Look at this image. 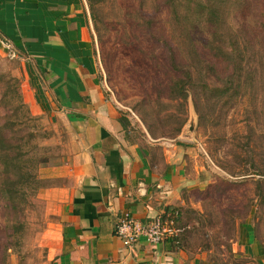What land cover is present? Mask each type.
Wrapping results in <instances>:
<instances>
[{
  "label": "rangeland",
  "instance_id": "obj_1",
  "mask_svg": "<svg viewBox=\"0 0 264 264\" xmlns=\"http://www.w3.org/2000/svg\"><path fill=\"white\" fill-rule=\"evenodd\" d=\"M197 1L85 0L105 90L137 139L177 140L194 123L193 172L218 186L197 242L215 264H246L219 245L250 214L264 234V0H216L209 22ZM24 81L21 63L0 52V264L40 263L47 212L38 193L49 183L39 171L69 137L32 115Z\"/></svg>",
  "mask_w": 264,
  "mask_h": 264
},
{
  "label": "crops",
  "instance_id": "obj_2",
  "mask_svg": "<svg viewBox=\"0 0 264 264\" xmlns=\"http://www.w3.org/2000/svg\"><path fill=\"white\" fill-rule=\"evenodd\" d=\"M7 43L23 67L32 115L69 136L39 171L49 183L38 193L47 212L39 264H215L196 228L218 186L202 168L193 172L192 139H137L105 90L85 0H0L1 53ZM167 215L180 231L160 244L140 239L127 249L115 235L125 216L144 223ZM219 247L264 264V234L251 214Z\"/></svg>",
  "mask_w": 264,
  "mask_h": 264
},
{
  "label": "built area",
  "instance_id": "obj_3",
  "mask_svg": "<svg viewBox=\"0 0 264 264\" xmlns=\"http://www.w3.org/2000/svg\"><path fill=\"white\" fill-rule=\"evenodd\" d=\"M7 44L10 50L8 54L15 57L14 51L10 49L9 43ZM179 231L177 222L169 215L157 216L144 223L125 216L115 227V235L127 249H133L140 239H144L150 245L160 244L177 235Z\"/></svg>",
  "mask_w": 264,
  "mask_h": 264
},
{
  "label": "trees",
  "instance_id": "obj_4",
  "mask_svg": "<svg viewBox=\"0 0 264 264\" xmlns=\"http://www.w3.org/2000/svg\"><path fill=\"white\" fill-rule=\"evenodd\" d=\"M194 4H195V6L203 5L207 9V12L205 14H199V15L203 16V18L207 22L212 21L214 18H216L218 16V12L219 11H218V7H217L218 6V3L216 2V0H198ZM171 62H172V66H173V64H176V61L174 60V58H171ZM187 77H188V75H187ZM184 85H185V82L182 79L181 80H178L175 83V89L178 90V91L179 90H183L184 89ZM215 90H219V87H217ZM13 194H15V193H12L10 191L7 192V194H6L5 197L8 198V202L10 200H12V195ZM8 208L11 209V210H13V211H15L17 209V205L12 200L11 207L8 204Z\"/></svg>",
  "mask_w": 264,
  "mask_h": 264
},
{
  "label": "water",
  "instance_id": "obj_5",
  "mask_svg": "<svg viewBox=\"0 0 264 264\" xmlns=\"http://www.w3.org/2000/svg\"><path fill=\"white\" fill-rule=\"evenodd\" d=\"M193 126H194V123L192 124L191 122L189 123V125L185 128V132H182L181 134V138L183 139H192V136H191V132H192V129H193Z\"/></svg>",
  "mask_w": 264,
  "mask_h": 264
}]
</instances>
